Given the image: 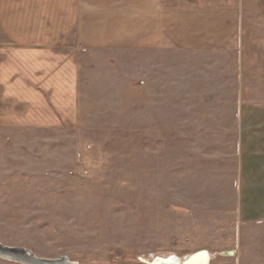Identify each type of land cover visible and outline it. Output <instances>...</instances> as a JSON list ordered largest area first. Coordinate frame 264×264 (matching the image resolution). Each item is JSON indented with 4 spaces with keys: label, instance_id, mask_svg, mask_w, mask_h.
Listing matches in <instances>:
<instances>
[{
    "label": "rangeland",
    "instance_id": "1",
    "mask_svg": "<svg viewBox=\"0 0 264 264\" xmlns=\"http://www.w3.org/2000/svg\"><path fill=\"white\" fill-rule=\"evenodd\" d=\"M238 49L228 100L187 97L223 92L224 67L89 63L71 119L0 131V242L78 264H152L138 257L223 246L228 219H238L236 113L264 108V63H244ZM187 107L207 123L208 109H229L228 132L217 115L204 133L213 148L181 131Z\"/></svg>",
    "mask_w": 264,
    "mask_h": 264
},
{
    "label": "crops",
    "instance_id": "2",
    "mask_svg": "<svg viewBox=\"0 0 264 264\" xmlns=\"http://www.w3.org/2000/svg\"><path fill=\"white\" fill-rule=\"evenodd\" d=\"M240 44L244 63H264V0H0V131L71 119L89 63L224 67L223 92L193 90L190 97L185 84L183 90L193 100H228V63L240 61ZM182 77L185 83L188 76ZM187 108L179 119L183 133L198 132L206 144L204 133L216 131L217 115L228 132V108L208 109V123L199 109ZM236 115L240 165L231 180L238 219H228L223 246L198 249L236 254L208 264H264V108L241 104Z\"/></svg>",
    "mask_w": 264,
    "mask_h": 264
},
{
    "label": "water",
    "instance_id": "3",
    "mask_svg": "<svg viewBox=\"0 0 264 264\" xmlns=\"http://www.w3.org/2000/svg\"><path fill=\"white\" fill-rule=\"evenodd\" d=\"M156 258L152 264H180L177 257L171 259ZM0 259L17 264H78L70 259L67 254L58 255L56 257H43L37 255L31 249L20 245H8L0 242ZM143 261L141 257L138 258ZM209 261L208 253L205 249H201L191 253L190 262L194 264H207Z\"/></svg>",
    "mask_w": 264,
    "mask_h": 264
},
{
    "label": "bare ground",
    "instance_id": "4",
    "mask_svg": "<svg viewBox=\"0 0 264 264\" xmlns=\"http://www.w3.org/2000/svg\"><path fill=\"white\" fill-rule=\"evenodd\" d=\"M220 254L223 257V256L227 255V252L224 251V252H221ZM190 256H191V253L185 254V255H182V256L176 255L174 253H169V254H158V255L155 254V255H151L150 258H148V257L144 258V257H141V256H139V257H141L143 259V262H146V263H152V261L155 260L156 258L167 259V257H170L169 259H171L173 257H177L179 259L180 264H194V263L190 262ZM208 256H209V261H208V263H209L210 261H212L214 256L212 254H210V253H208Z\"/></svg>",
    "mask_w": 264,
    "mask_h": 264
},
{
    "label": "built area",
    "instance_id": "5",
    "mask_svg": "<svg viewBox=\"0 0 264 264\" xmlns=\"http://www.w3.org/2000/svg\"><path fill=\"white\" fill-rule=\"evenodd\" d=\"M225 252H227V256H234L236 254L235 250H228V251H225ZM219 256H221V254H219Z\"/></svg>",
    "mask_w": 264,
    "mask_h": 264
}]
</instances>
